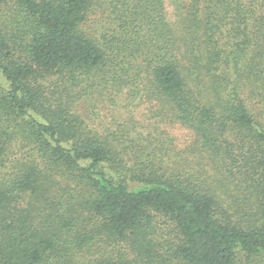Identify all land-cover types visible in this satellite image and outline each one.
Returning <instances> with one entry per match:
<instances>
[{
	"label": "trees",
	"instance_id": "trees-1",
	"mask_svg": "<svg viewBox=\"0 0 264 264\" xmlns=\"http://www.w3.org/2000/svg\"><path fill=\"white\" fill-rule=\"evenodd\" d=\"M0 77V264L264 260V0H0ZM143 91L211 181L118 118Z\"/></svg>",
	"mask_w": 264,
	"mask_h": 264
},
{
	"label": "rangeland",
	"instance_id": "rangeland-1",
	"mask_svg": "<svg viewBox=\"0 0 264 264\" xmlns=\"http://www.w3.org/2000/svg\"><path fill=\"white\" fill-rule=\"evenodd\" d=\"M169 6V3H168ZM2 77H0V82ZM99 99L96 111L105 114L106 104ZM105 121L106 118L102 117ZM118 118L126 122L133 136L144 144L157 159H164L166 165L179 166L193 175L210 180L217 174L214 162L202 154L195 133L166 115L158 100L143 91L129 110ZM101 119V118H100ZM96 122V121H94ZM107 123H110L108 120ZM105 122V123H106ZM241 264H257L256 261ZM260 264H264V260Z\"/></svg>",
	"mask_w": 264,
	"mask_h": 264
}]
</instances>
